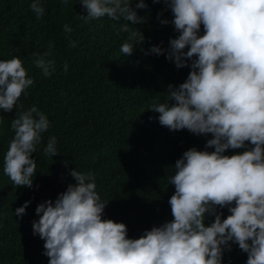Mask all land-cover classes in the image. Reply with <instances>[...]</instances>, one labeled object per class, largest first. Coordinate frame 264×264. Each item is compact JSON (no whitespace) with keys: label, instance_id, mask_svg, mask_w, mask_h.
<instances>
[{"label":"clouds","instance_id":"clouds-1","mask_svg":"<svg viewBox=\"0 0 264 264\" xmlns=\"http://www.w3.org/2000/svg\"><path fill=\"white\" fill-rule=\"evenodd\" d=\"M68 2L62 0L64 6ZM151 2L164 5L156 18L161 26L171 24L178 36L169 39L167 48L161 42L141 52L165 56L176 69L190 72L179 86L168 85V102L153 103L149 111L172 132L212 137L206 150L193 147L175 161L169 180L175 188L168 200L172 219L129 238L124 223L104 219L108 204L96 191L95 175L73 168L68 175L75 183L55 201L37 205L33 236L45 241L49 264H223L233 245L247 254L246 264H264V0ZM80 5L87 13L81 20L107 17L114 28L119 25L117 35L128 33L119 49L124 57L145 43L143 32L133 27L144 22L138 10L149 8L145 0H81ZM30 9L37 20L45 15L40 0ZM166 11L171 21L162 18ZM64 31L72 29L64 25ZM53 48L49 42L33 62L46 78L57 71L50 58ZM62 67L67 73L68 63ZM34 82L19 56L0 60V110L15 109L3 173L17 188L34 189L37 160L32 157L51 127L35 105L25 110L19 103ZM229 150L242 151L225 155ZM43 154L58 155L55 136L48 138ZM31 203L25 201L15 216L22 219ZM223 209L230 213L226 218ZM206 216L214 217L208 226Z\"/></svg>","mask_w":264,"mask_h":264},{"label":"trees","instance_id":"trees-1","mask_svg":"<svg viewBox=\"0 0 264 264\" xmlns=\"http://www.w3.org/2000/svg\"><path fill=\"white\" fill-rule=\"evenodd\" d=\"M33 2L0 0V60L14 56L24 60L35 82L19 103L25 110L35 105L48 116L51 127L32 157L37 160L34 189L36 185L39 189L17 188L3 173L4 155L14 136L15 109L0 110L4 116L0 119V264H49L43 255L45 241L33 236L32 221L39 219L35 214L39 203L55 201L69 183H75L68 175L73 168L95 175L96 191L108 204L104 219L124 223L129 238L170 221L168 200L175 188L169 180L175 161L193 147L206 150V141L212 138L187 130L172 132L159 124L157 113L149 111L153 103L168 102V85L179 86L190 72V68L176 69L165 56H144L140 50L161 42L167 48L169 39L178 36L171 24L161 26L156 18L163 4L145 0L149 8L138 10L144 22L133 26L143 32L145 43L124 57L119 49L128 33L117 35L119 25L114 28L107 17L81 20L80 15H87L81 0H69L67 6L62 0H40L46 9L41 20L30 9ZM162 18L171 21L173 16L166 11ZM64 25L71 27V33L64 31ZM49 42L54 44L50 58L56 60L57 71L46 78L33 62L48 50ZM65 62L67 73H63ZM50 136L56 137L58 152L51 158L43 154ZM28 200L32 203L27 214L22 219L15 216ZM222 211L223 218L230 214ZM213 220L206 216V226ZM246 260L247 254L233 245L223 264H246Z\"/></svg>","mask_w":264,"mask_h":264}]
</instances>
